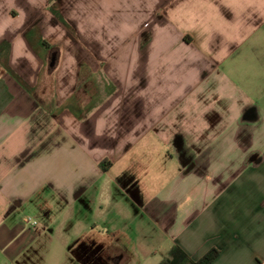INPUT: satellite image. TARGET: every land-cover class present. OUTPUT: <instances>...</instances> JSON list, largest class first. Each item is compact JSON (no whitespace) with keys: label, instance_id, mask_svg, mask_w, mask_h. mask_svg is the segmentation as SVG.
Returning a JSON list of instances; mask_svg holds the SVG:
<instances>
[{"label":"crops","instance_id":"obj_1","mask_svg":"<svg viewBox=\"0 0 264 264\" xmlns=\"http://www.w3.org/2000/svg\"><path fill=\"white\" fill-rule=\"evenodd\" d=\"M162 161L174 180L148 189ZM174 246L264 264V0H0V264Z\"/></svg>","mask_w":264,"mask_h":264},{"label":"trees","instance_id":"obj_2","mask_svg":"<svg viewBox=\"0 0 264 264\" xmlns=\"http://www.w3.org/2000/svg\"><path fill=\"white\" fill-rule=\"evenodd\" d=\"M52 12L54 15L57 17V19L64 24L68 29L71 30V27L65 22L61 14L59 13L57 7H53ZM32 32H37V30H34ZM31 32V33H32ZM30 33V34H31ZM30 34H29V39H30ZM42 45L49 49L51 51V57H50V68L53 70L56 66V64L59 61V56H60V49L58 47H53L50 44H48L45 41H42ZM3 67L6 69V71L13 76L17 82L27 91L31 92L32 90L9 68L8 64L6 62H3ZM115 92V87L110 86L107 88V94L111 95ZM93 97L91 101V105L88 107V110L90 111L93 109L102 99V93L99 89H95L93 92ZM74 112L77 114L78 118H82L84 114L80 111H76L74 108ZM111 165L110 162L108 161H103L100 164V167L103 171H107L109 169V166ZM220 251L217 249H213L210 252H208L202 259L199 261H194L192 260L179 246H174L170 252L167 255L163 256V259L160 264H213L220 256Z\"/></svg>","mask_w":264,"mask_h":264},{"label":"rangeland","instance_id":"obj_3","mask_svg":"<svg viewBox=\"0 0 264 264\" xmlns=\"http://www.w3.org/2000/svg\"><path fill=\"white\" fill-rule=\"evenodd\" d=\"M176 166H177V162L176 161H171V162H160L158 163V167H156V171L155 173H153V175L151 176H147L144 179V185L145 187H148V189H151L153 187H157V186H161L162 184H170L173 180H174V176L176 175ZM162 167V168H161ZM163 170V171H162ZM109 178H107V183ZM110 184V183H108ZM52 207H54L53 211H52V216L50 218L45 217L44 213H41L39 216H34V215H29L27 218H32V220H36L37 222L40 223H45L48 220H52L55 221L56 218L59 217L60 215V207L56 206L55 204H52ZM78 238V235H75L73 237V240L76 242ZM74 242V243H75ZM51 250L54 251V261H59L61 259V249L59 248L58 244L56 243L55 245H53L51 247Z\"/></svg>","mask_w":264,"mask_h":264},{"label":"built area","instance_id":"obj_4","mask_svg":"<svg viewBox=\"0 0 264 264\" xmlns=\"http://www.w3.org/2000/svg\"><path fill=\"white\" fill-rule=\"evenodd\" d=\"M37 223L36 222H34V225H36Z\"/></svg>","mask_w":264,"mask_h":264}]
</instances>
